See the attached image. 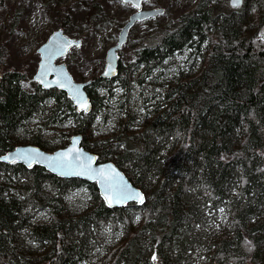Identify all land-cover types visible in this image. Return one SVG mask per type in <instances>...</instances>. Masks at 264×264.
Here are the masks:
<instances>
[{"label":"trees","instance_id":"obj_1","mask_svg":"<svg viewBox=\"0 0 264 264\" xmlns=\"http://www.w3.org/2000/svg\"><path fill=\"white\" fill-rule=\"evenodd\" d=\"M202 2L158 27L115 77L91 80L87 114L63 91L26 89V74L6 70L0 53V155L18 145L58 149L41 128L71 118L80 145L114 163L145 195L142 205L108 208L94 183L0 162V264H264V0H243L235 10L227 0L206 9ZM182 54L191 69L201 60L200 68L164 83ZM110 103L117 134L98 146L93 123L98 114L106 120L101 110ZM140 110L150 119L133 131ZM34 121L41 123L35 132ZM78 189L90 203L70 211L65 198ZM40 210L46 222L36 221ZM218 211L230 217L229 228H213ZM135 215L141 221L133 230ZM121 227L125 237L105 243V232Z\"/></svg>","mask_w":264,"mask_h":264},{"label":"rangeland","instance_id":"obj_2","mask_svg":"<svg viewBox=\"0 0 264 264\" xmlns=\"http://www.w3.org/2000/svg\"><path fill=\"white\" fill-rule=\"evenodd\" d=\"M198 1H144L142 3L144 9H163V13L155 18L136 22L130 28L126 41L118 51L121 66L124 68L135 61L136 50L158 27L175 23L184 13L192 10ZM215 3L216 0H203L202 6L206 9ZM227 3L230 10L237 9L229 5V0ZM133 13V7L130 4L122 3L121 0H0V53H5L4 68L23 71L27 76L24 86L28 90L31 89L36 84L33 81V76L40 61L37 51L50 34L59 29L65 36L79 40L81 44L78 48L69 50L67 54L57 60V63L65 65L75 82H90L102 73L107 50L116 45L119 31ZM254 30L255 28L252 27L251 33ZM258 35L264 39V27L261 28ZM192 63L193 60H188L186 54L177 55L174 60L175 66L169 68L167 73L161 76L162 81L174 84L181 74L182 76H193L200 68L201 60L197 61L196 67L194 65L193 69H191ZM139 74H141L140 69L131 75V86ZM159 80L156 82L157 84ZM114 89L118 95L116 86ZM133 90L132 94L135 98L138 88ZM101 95L102 92L99 93L100 97ZM132 102L139 106V101L136 98L134 101L132 98ZM109 106L106 113L101 110L102 115H106V120L104 121L98 114L93 123L91 142H96L98 146L117 134V108L112 103ZM134 111L137 112L136 109ZM138 113L140 115H137L132 122L131 130L133 131L143 128L150 119L144 110H140ZM30 127L35 132L36 129L41 128V123L34 121ZM41 130L44 140L52 144L59 143V148L65 147L71 136L78 134L77 124L71 118L65 119L62 124L57 126L47 125ZM65 203L70 211L77 212L87 207L90 198L85 189L72 190L67 194ZM47 220L48 216L45 211L40 210L36 221L43 223ZM140 221V215L133 216L131 228L136 230ZM220 224L229 228L230 217L218 211V218L214 222L213 228L221 229ZM127 229L121 227L115 233L108 229L105 233L109 236L105 237L107 241L105 243L111 246L117 245L125 237ZM151 256L152 254H150Z\"/></svg>","mask_w":264,"mask_h":264},{"label":"water","instance_id":"obj_3","mask_svg":"<svg viewBox=\"0 0 264 264\" xmlns=\"http://www.w3.org/2000/svg\"><path fill=\"white\" fill-rule=\"evenodd\" d=\"M144 1L148 0H121L124 4H130L134 13L130 15L128 21L119 31L116 45L110 47L106 52L105 65L100 74L102 78L111 79L117 74L118 51L126 41L130 28L136 22L155 18L163 13V9H144L142 7ZM242 4L243 0H229V5L232 8H238ZM80 44L79 40L68 38L59 29L52 32L37 51L40 61L33 81L43 90L63 91L78 113L87 114L92 109V104L86 93L89 82H75L65 65L57 63L58 59L72 48H78ZM80 143L81 135L75 134L71 136L65 147L52 152L44 151L30 144L18 145L0 155V162L18 163L26 168L39 166L59 178H76L94 183L99 196L108 208L123 207L129 203L142 205L145 202L144 193L134 186L114 163L111 161L99 162L97 156L85 150ZM137 193L143 197V202H140L138 198L124 199L126 195L135 197Z\"/></svg>","mask_w":264,"mask_h":264},{"label":"snow or ice","instance_id":"obj_4","mask_svg":"<svg viewBox=\"0 0 264 264\" xmlns=\"http://www.w3.org/2000/svg\"><path fill=\"white\" fill-rule=\"evenodd\" d=\"M78 46V45H77ZM105 74H107V73H105ZM85 107H86V105H85ZM5 159H7V158H5ZM107 198V197H106ZM129 198H138L139 200H140V202H143V197L142 196H140L138 193L136 194V196L135 197H132L131 195H126V196H124V199H129ZM111 202V201H110ZM222 211V210H221ZM156 259V257L155 256H153V260H155Z\"/></svg>","mask_w":264,"mask_h":264}]
</instances>
